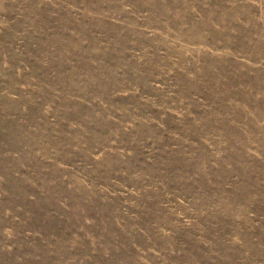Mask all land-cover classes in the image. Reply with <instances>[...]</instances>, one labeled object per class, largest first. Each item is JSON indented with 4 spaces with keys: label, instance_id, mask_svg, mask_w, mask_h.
<instances>
[{
    "label": "rangeland",
    "instance_id": "1",
    "mask_svg": "<svg viewBox=\"0 0 264 264\" xmlns=\"http://www.w3.org/2000/svg\"><path fill=\"white\" fill-rule=\"evenodd\" d=\"M0 264H264V0H0Z\"/></svg>",
    "mask_w": 264,
    "mask_h": 264
}]
</instances>
